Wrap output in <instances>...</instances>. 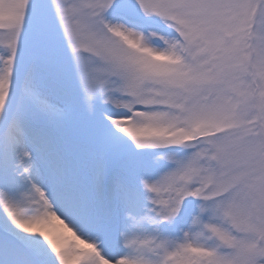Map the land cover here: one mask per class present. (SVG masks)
<instances>
[{
  "label": "snow or ice",
  "instance_id": "6c2138e0",
  "mask_svg": "<svg viewBox=\"0 0 264 264\" xmlns=\"http://www.w3.org/2000/svg\"><path fill=\"white\" fill-rule=\"evenodd\" d=\"M0 264H264V0H0Z\"/></svg>",
  "mask_w": 264,
  "mask_h": 264
}]
</instances>
